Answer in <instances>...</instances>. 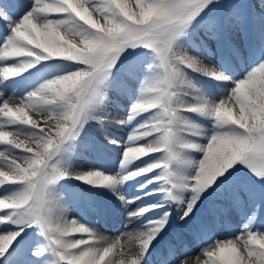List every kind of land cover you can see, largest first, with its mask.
I'll use <instances>...</instances> for the list:
<instances>
[{
	"label": "snow or ice",
	"instance_id": "snow-or-ice-1",
	"mask_svg": "<svg viewBox=\"0 0 264 264\" xmlns=\"http://www.w3.org/2000/svg\"><path fill=\"white\" fill-rule=\"evenodd\" d=\"M133 204L138 250L117 253L97 222ZM173 206L194 264H264V0H0V264H187L159 246ZM229 208L239 232L215 239Z\"/></svg>",
	"mask_w": 264,
	"mask_h": 264
},
{
	"label": "bare ground",
	"instance_id": "bare-ground-1",
	"mask_svg": "<svg viewBox=\"0 0 264 264\" xmlns=\"http://www.w3.org/2000/svg\"><path fill=\"white\" fill-rule=\"evenodd\" d=\"M254 3H256V2H254ZM230 38H231L232 42L237 47L241 48L242 50L244 49V38H243V35L241 32H239L237 30L231 31ZM209 47L213 49L214 58L213 59H205L204 63L206 65L211 66L214 63V60L216 58L214 42H210ZM9 92H11V89H9ZM18 102H19L18 100L11 101V103H13V104L18 103ZM122 102L126 103V101H122ZM237 111H238V109H237ZM108 113L110 114L109 115L110 120L112 118H115V117H123V115H124L123 112H118L117 109L113 106H109ZM30 115H32V118L34 120H36L37 123L41 127H46V125L44 124L43 118L40 115H37L35 113H30ZM109 130L111 132H114L119 137H126L127 132L129 131V128L127 126H125V127L109 126ZM89 133L92 135H97L93 129H90ZM20 139H23V137H21ZM85 139H87V136H85ZM84 155L88 156L89 160L92 159V156L89 153L85 152ZM74 164L77 167H83V168H87L90 166L88 163V160H85L82 156H78V158L74 161ZM117 165H118V161H117ZM75 183H76L75 181H68L67 182V184H70V185H73ZM133 193H134V189L129 187L127 190V193H126L127 196L129 198H131ZM107 199H112V198L107 197ZM65 203H66V206L69 208V218H71L73 215L80 216L78 214V210H77L78 207L76 205H73L72 201L65 202ZM137 207H138V205L133 204L127 209V211H121L118 214L113 215L112 217L108 216L105 219V224H107L109 229H107V227L104 226L103 224L97 223V227L100 230V234L105 235L108 238L109 242L116 241L117 237L119 236L120 244L117 246V249H116L117 253H119L120 251H124L127 253V251H129L131 254L133 249L135 248L134 245H131V247L128 245L127 234L122 235V233H125V225L131 223V221H128L126 219L128 212L136 210ZM173 209H174V206H173ZM218 218L223 219V227L218 230V235L220 236L219 240H224V239L230 238L239 232V229L242 225V219H241L240 214L235 209L229 213L228 219L223 218V214H221ZM257 221H258V219L253 222L254 225H256V224L261 225L262 221H260V223H257ZM199 244L196 243L195 245L191 246L190 250L193 253V256L191 259L187 260V264H194V260H195L196 255H199L201 260L204 259V256L202 255V249L203 248H199ZM116 258L119 259L120 257L117 255Z\"/></svg>",
	"mask_w": 264,
	"mask_h": 264
},
{
	"label": "rangeland",
	"instance_id": "rangeland-1",
	"mask_svg": "<svg viewBox=\"0 0 264 264\" xmlns=\"http://www.w3.org/2000/svg\"><path fill=\"white\" fill-rule=\"evenodd\" d=\"M241 2H243V3H247V4H249V5H252L254 2H256V0H241ZM134 246H135V248L133 249V251H132V253L134 252V251H137V247H136V245L135 244H133ZM127 253H129L130 254V252L129 251H127Z\"/></svg>",
	"mask_w": 264,
	"mask_h": 264
}]
</instances>
